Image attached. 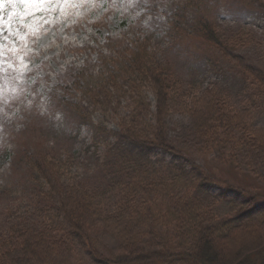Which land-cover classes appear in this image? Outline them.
<instances>
[{"label":"rangeland","instance_id":"1","mask_svg":"<svg viewBox=\"0 0 264 264\" xmlns=\"http://www.w3.org/2000/svg\"><path fill=\"white\" fill-rule=\"evenodd\" d=\"M205 22L213 26L227 53L204 39L199 27ZM132 51L149 66L171 72L169 79L185 88L218 90L233 107L250 111L251 126L264 128V95L249 84L244 70L246 65L264 72V0L5 3L0 9V156L5 159H0V242L16 236L9 234L11 229L26 222L34 231L45 226L48 230L44 204L36 193L49 189L45 182H31L34 172L27 173L23 150L44 153L57 167L59 179L92 189L93 197L98 189L107 191L103 185L111 180H104L105 165L113 164L109 161L128 168L142 165L152 172H144L146 177L168 176L165 170L178 165L190 180L179 187L180 195L196 196L218 219L237 225L251 212L259 217L264 211L263 163H245L240 157L230 161V156L236 157L231 148L219 152L195 147L186 132L188 121L178 109L166 117V135L180 157L154 149L141 154L143 149L122 136L120 119L133 115L138 125L150 129L155 115L151 86L129 74ZM92 81L97 82L89 92ZM67 104L76 109L71 111ZM102 143L111 146V158L110 153L102 155ZM14 159L20 167L15 170L10 164ZM202 179L206 185L198 187ZM240 190L262 199L248 212L238 213L240 201L232 196ZM118 198L106 194L97 201L102 217L110 215L109 208L116 210ZM52 207V213L59 208L55 203ZM149 209L153 213L157 207ZM55 222L60 229L57 216ZM93 226L96 233L85 238L54 235L58 246L49 263L141 264L135 255H125L116 232L94 221ZM160 229L153 239L147 233L142 238L148 237L144 243L151 240V251L163 256L167 251L157 239L162 237ZM147 264L177 263L152 258Z\"/></svg>","mask_w":264,"mask_h":264},{"label":"trees","instance_id":"2","mask_svg":"<svg viewBox=\"0 0 264 264\" xmlns=\"http://www.w3.org/2000/svg\"><path fill=\"white\" fill-rule=\"evenodd\" d=\"M200 32L210 45L227 53L225 43L216 35L211 24L202 23ZM132 53L129 74L138 76L139 80L151 86L155 97V115L150 129L138 125L133 115L128 120L120 119L119 129L127 141L140 149H160L179 155L168 143L166 135V117L171 110L178 109L188 121L186 132L189 142L195 147L219 152L231 148L236 157L230 156V161L240 157L245 163L251 159L253 164L261 162L264 166V128L250 125L249 110L233 107L218 90L202 92L193 85L185 88L169 79L171 72L161 71L157 64L154 66L151 63L149 66L145 57L135 51ZM244 66L245 75L251 79L249 84L258 88L262 97L264 72ZM146 110L147 106L142 109L143 112ZM35 153V157H26L29 171L34 172V177H30L31 182H45L49 189L44 193H36L39 203L44 204L43 217L48 218V230L45 226L41 231H34V227H30L27 222L12 228L9 234L16 236L0 242V264H51L49 261L53 258L54 247L58 246L54 235L61 232L66 237L80 235L85 238L96 233L93 221L116 232L125 255H135L137 258L134 260L141 264H147L152 258L177 264H264V211L259 217L251 212L237 225L218 219L210 208L195 199L196 196L185 198L180 195L179 187L190 184L187 173L180 166H173L168 176L146 177L145 173L152 172L149 169L145 172L142 165L141 169L128 168L116 161H109L113 164L105 165L104 173L108 178L104 180H111L103 185L107 191L102 193L98 189L93 197L92 189L59 179L54 170L57 167L51 164L48 156ZM107 153H110L111 158L112 148L106 143L102 155L107 156ZM196 183L198 187L206 185L205 179ZM60 185L63 188L59 192L57 188ZM106 194L119 197L118 207L115 211L109 208L110 215L102 217L97 201L106 197ZM258 199H262L261 196L250 197L245 190L232 196V200L240 201L238 213L248 212ZM54 203L59 208L52 213ZM151 207L157 209L151 213ZM56 216L62 222L60 229L55 227ZM158 225L162 237L157 239L161 238L160 244L167 252L166 256L156 254L159 255L156 257L151 251L152 241L144 242L148 237L153 239L154 233L159 230ZM146 233L148 237L142 238Z\"/></svg>","mask_w":264,"mask_h":264},{"label":"snow or ice","instance_id":"3","mask_svg":"<svg viewBox=\"0 0 264 264\" xmlns=\"http://www.w3.org/2000/svg\"><path fill=\"white\" fill-rule=\"evenodd\" d=\"M17 2L25 5L37 4V3H44L45 0H0V9L3 8L5 3L15 5Z\"/></svg>","mask_w":264,"mask_h":264}]
</instances>
